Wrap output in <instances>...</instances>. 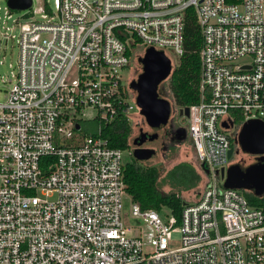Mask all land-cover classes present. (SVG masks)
Listing matches in <instances>:
<instances>
[{"label":"built area","instance_id":"2783aa9c","mask_svg":"<svg viewBox=\"0 0 264 264\" xmlns=\"http://www.w3.org/2000/svg\"><path fill=\"white\" fill-rule=\"evenodd\" d=\"M188 9L202 46L200 101L184 119L207 173L177 218L142 210L126 192L140 130L122 150L103 129L130 122L137 107L134 75L120 76L131 56L182 55ZM14 39L0 101V264H264V205L220 177L236 119L264 121V0H44L37 10L32 0L26 11L6 0L0 47ZM84 122L95 130L82 132ZM174 230L180 246L170 249Z\"/></svg>","mask_w":264,"mask_h":264},{"label":"trees","instance_id":"16d2710c","mask_svg":"<svg viewBox=\"0 0 264 264\" xmlns=\"http://www.w3.org/2000/svg\"><path fill=\"white\" fill-rule=\"evenodd\" d=\"M183 37V53L178 59V65L172 69V73L164 81L166 86H163V96L170 100L177 109L191 107L200 101L199 52L202 37L192 9L186 11ZM240 124L241 119L237 118L235 135L239 131ZM132 129L134 128L128 120L118 118L103 129V135L109 139L111 147L126 150L132 147ZM204 172L201 167L192 163L181 162L161 179L155 167L143 165L131 156V159L124 164L123 179L127 194L132 202L138 204L142 210L154 209L161 212L165 208L179 218L186 202L181 198L180 193L195 188L200 191L205 184ZM160 182H164L170 191L161 190ZM244 195L250 205L256 207L264 205V198H257L252 193H244Z\"/></svg>","mask_w":264,"mask_h":264},{"label":"water","instance_id":"95a60500","mask_svg":"<svg viewBox=\"0 0 264 264\" xmlns=\"http://www.w3.org/2000/svg\"><path fill=\"white\" fill-rule=\"evenodd\" d=\"M7 6L15 11H26L32 6V0H7ZM142 66V73L136 79H131L129 87L136 93L135 102L139 114L152 129L166 126L171 115V102L163 96V82L172 73V62L162 52L154 48L146 49L144 55L138 59ZM188 107L179 109V115L188 117ZM230 125L223 123L224 128ZM79 129V126H76ZM177 140H184V129H176ZM157 138V134L147 135L141 132L133 140L132 157L139 162H145L155 156L153 149L142 148V144ZM238 151L255 156V162L246 167L239 163L231 164L226 171L220 172L224 180V188L251 192L255 197L264 196V121L258 119L247 120L239 128L235 139ZM234 153L233 148L228 152V160ZM205 173L207 169L203 166Z\"/></svg>","mask_w":264,"mask_h":264},{"label":"rangeland","instance_id":"374dc122","mask_svg":"<svg viewBox=\"0 0 264 264\" xmlns=\"http://www.w3.org/2000/svg\"><path fill=\"white\" fill-rule=\"evenodd\" d=\"M44 0H33V9L37 10L42 6ZM49 5L53 7L54 0H49ZM6 6V0H0V7L1 11L0 14L4 13V7ZM13 14H16V12H12ZM35 19L40 21V14L35 15ZM144 51V49H142ZM141 52V50H139ZM137 53V52H136ZM166 54L169 56V58L172 61V69H174L178 65V60L176 57H174L172 54H169V51H166ZM19 55V47L17 45V39H14L13 41H9L7 43H2L0 47V101L4 100L5 97V90L9 86V82L11 79V71L15 70L16 63L18 60ZM135 72L134 79L137 78L139 74L142 73V66L140 63H138L136 54L130 57L128 67L125 71L120 72V76L123 78L124 82L126 83ZM163 86H166V82H163ZM167 88V87H166ZM170 101V100H169ZM171 102V101H170ZM172 107L174 109H177L174 104L171 102ZM175 122L180 124L179 117L175 116ZM130 123L134 129H132L133 134L137 132L140 127H142V124L144 122V118L139 114V109L137 107L134 108L130 115ZM95 130V124L93 122H84L82 123V132H88L92 133ZM124 157L128 159V153L124 152ZM181 162H187L192 163L195 166L198 167V163L195 158L194 150L192 147V143L190 138L180 145L178 148L172 151L171 153H168L165 157H153L152 159L142 162L143 165H147L150 167H155L160 176L161 179L165 176V174L171 170L176 164ZM255 162V156L243 154L239 152L238 154H234L231 160L229 161L230 164H236L239 163L243 168L248 166L249 164H252ZM162 182V180H161ZM159 185V188L165 192L170 191V188L165 185V183H161ZM243 194L251 193L247 191L240 190ZM200 191L195 188L191 190H185L182 193H180V196L183 200H185L188 203H191L195 196ZM264 198V196L262 197ZM164 213H168L167 209H163ZM162 216V215H161ZM180 246V233L178 230H174L171 233V240L169 241V248L175 249Z\"/></svg>","mask_w":264,"mask_h":264},{"label":"flooded vegetation","instance_id":"af4514ba","mask_svg":"<svg viewBox=\"0 0 264 264\" xmlns=\"http://www.w3.org/2000/svg\"><path fill=\"white\" fill-rule=\"evenodd\" d=\"M134 76H135V72H134ZM176 115L179 117L180 124L175 122ZM179 127L184 129V140L182 142H179L177 140L178 134L176 132V129ZM139 130L140 132L146 133L147 135L157 134V138L142 144V148L153 149L155 151V156H154L155 158L156 157L162 158L165 157L168 153H171L172 151L174 152L176 148H178L180 145H182L189 139L185 120H183V117L179 115V109H174L172 105H171L170 119L166 126H163L159 129H152L146 124L144 120L142 127H140ZM232 148L234 150L233 155L241 152L238 151V147L235 144L232 145Z\"/></svg>","mask_w":264,"mask_h":264}]
</instances>
